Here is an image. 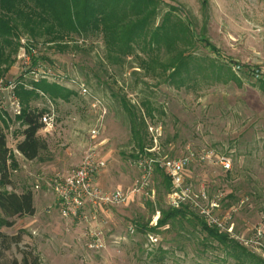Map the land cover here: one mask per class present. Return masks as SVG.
I'll list each match as a JSON object with an SVG mask.
<instances>
[{
  "label": "rangeland",
  "instance_id": "374dc122",
  "mask_svg": "<svg viewBox=\"0 0 264 264\" xmlns=\"http://www.w3.org/2000/svg\"><path fill=\"white\" fill-rule=\"evenodd\" d=\"M161 1L181 7L195 20L197 32L205 29V37L215 51L196 44L194 56L230 67L241 86L200 75L185 86L175 87L159 75L138 68L135 60L129 59L121 67L110 66L99 38L74 37L68 43H47L44 36L35 39L17 30L11 39L15 47L5 49L9 56L0 59V89L8 83L21 82L17 86L30 91L23 84L33 83L34 74L44 69L61 78L62 85L49 79L38 82L71 92L74 104L60 107L52 133H38L46 150L27 163L13 153L14 141L21 133L17 125L21 109L15 113L8 95L0 92V129H15L12 140L6 136L11 151L9 176L17 188L31 190L36 196L34 216L15 219L12 228L2 229L7 235L21 236L19 245L6 253L7 258L19 260L21 251H32L41 264H235L224 259L217 244L201 246L196 237L204 235L199 232L189 230L192 234L177 236L143 235L138 231L137 224L149 221V228L156 226L160 216L156 210L158 200L162 207L169 208L167 198L176 191L165 175L170 184L165 193L162 179L155 173L151 183L154 197H134L126 205L98 216L104 246L90 247L89 227L60 217L47 181L56 172H68L79 164L57 167V151L69 148L81 159L87 146L93 144L107 159L98 184L103 189L125 192L140 179L135 166L138 158L176 160L188 151L204 150L228 156L232 164L228 172L192 161L184 173L183 187L192 197L204 192L199 206L208 208L224 224L223 232L234 235L232 239L264 260V91L254 86L256 80L264 78V0H206L205 8L201 0ZM72 81L104 103L103 129L94 140L89 131L95 125L96 110ZM146 101L153 109L152 117L143 106ZM127 115L143 125L142 130L139 128L145 139L143 148H139L138 138L132 139ZM40 164L47 167L40 169ZM156 169L162 171L159 166ZM36 184L38 191L34 190ZM4 191L11 189L6 187ZM229 195L232 200L227 198ZM212 202H218L217 208H211ZM147 203L153 205L152 215ZM129 228H133V234ZM257 231H261V239ZM149 236L157 239L152 247ZM159 249L164 254L160 255Z\"/></svg>",
  "mask_w": 264,
  "mask_h": 264
},
{
  "label": "trees",
  "instance_id": "16d2710c",
  "mask_svg": "<svg viewBox=\"0 0 264 264\" xmlns=\"http://www.w3.org/2000/svg\"><path fill=\"white\" fill-rule=\"evenodd\" d=\"M201 3L205 8L206 0H201ZM195 25V20L181 7L161 0H0V59L5 57V49L15 47L11 39L17 30H23L35 39L44 36L47 43H68L74 37L99 38L110 66L121 67L129 59L135 60L138 68L159 75L175 87L185 86L194 76L200 75L213 77L222 84L241 86L240 78L230 67L194 56L196 44L215 51L205 37V29L197 32ZM64 46L68 48V45ZM31 84L52 100L59 98L68 102L73 95L44 81ZM254 86L264 91V78L256 80ZM15 94L21 104L18 120L25 126L23 140L16 145V150L25 160L33 161L46 150L45 142L38 137L42 113L32 111L29 106L39 96L35 91H26L22 87H18ZM121 103L123 107L126 105L122 99ZM143 106L147 115L152 117L150 104L146 101ZM127 117L132 139L138 138V146L143 148L145 139L140 136L142 123L137 124ZM9 156L5 136L0 129V264H41L32 251H21L19 260L6 256L12 247L19 245L21 236L7 235L2 229L12 228L15 219L32 217L36 213L31 190L21 193L4 191V188L12 187L7 165ZM155 174L161 177L165 193L169 192L170 184L164 172L155 169ZM227 198L232 200L233 196ZM146 205L152 215L155 211L153 205ZM156 206L160 216L155 227L149 228V221L136 225L143 235L174 233L180 236L181 233L192 234L189 231L192 230L193 234L199 232L204 235L203 238L196 237L201 246L208 248L213 243L217 244L225 260L230 259L235 264H264L263 259L232 239L234 235L209 227L204 217L190 205L164 208L158 200ZM159 254H164L161 249Z\"/></svg>",
  "mask_w": 264,
  "mask_h": 264
},
{
  "label": "built area",
  "instance_id": "2783aa9c",
  "mask_svg": "<svg viewBox=\"0 0 264 264\" xmlns=\"http://www.w3.org/2000/svg\"><path fill=\"white\" fill-rule=\"evenodd\" d=\"M40 79L54 80L57 84L62 85L61 78L54 77L48 70L40 69L34 74L32 80L33 83H37ZM72 83L77 86L81 96L91 100V108L96 110L95 125L89 131L91 140H94L103 129L104 117L106 115L104 103L102 100L92 97L83 85H78L75 81H72ZM19 84L22 83H8V85L0 89V92H5L8 95L9 106L15 113H19L21 109L20 102L15 94L17 85ZM23 87L27 90L35 91L46 100L48 109L40 117L39 123L41 124V128L38 133H52L57 119L54 104L50 100H47L43 93L35 90L30 83L23 84ZM17 125L19 126L20 124L18 123ZM14 131L15 129L13 127H10L7 131L2 130L5 139L6 136L11 139ZM154 147L149 149V151L155 149ZM194 160L201 164L215 165L224 172L230 171L232 167L231 160L228 156L219 154L213 150H204L201 152L188 151L186 156L176 160H167L158 157L153 159L138 158L135 161V166L141 176L133 187L127 192L121 189L107 190L98 184V178L106 168L107 159L100 154L98 147L89 144L78 166L68 172H56L48 179L47 185L54 197V205L60 217L64 220L74 221L89 227L88 230L91 240L89 246L93 248L99 249L104 246L103 233L98 226L99 222H101L98 216L106 215L107 211L111 208L126 205L134 197H142L147 200L154 197V190L151 188V183L154 178L156 166H159L165 173L176 190L173 195H169L167 198L169 208L177 209L182 204H188L193 210H196L204 217L209 227H215L223 231L226 229L224 224L218 221L217 217H214L208 208L204 209L199 206L203 198H205L204 192H201L199 195L193 194L194 196L192 197L187 187H183L184 173ZM9 163L7 161V165ZM34 190H40L38 184L34 186ZM210 206L211 208H217L218 202H212ZM93 224H95L94 227ZM129 233H134L133 228H129ZM256 235L258 239H261L263 236L261 231H257ZM148 238L150 247L157 243L156 238L152 236Z\"/></svg>",
  "mask_w": 264,
  "mask_h": 264
},
{
  "label": "crops",
  "instance_id": "0c3cea01",
  "mask_svg": "<svg viewBox=\"0 0 264 264\" xmlns=\"http://www.w3.org/2000/svg\"><path fill=\"white\" fill-rule=\"evenodd\" d=\"M51 102L55 105V109L57 110V115L58 116L60 114L59 110H60L61 106L66 107V106H72V104H74V101H70L69 100L68 102H66V101H63L62 99H59V98L55 99V100L51 99ZM29 106H30L32 111H34L36 113L40 112L42 114L45 113L47 111V109H48L47 108L48 105H47L46 100L41 98V97H38V99H36L34 101H31ZM17 123H19L20 126H21V133H20V135L17 136V140L14 141L15 144H14V147H13V153H15L17 156H19L25 162L31 163V162L35 161L36 159L33 160V161H27L16 150V145L23 140L22 132L25 129V126L21 123V121L18 120ZM73 140H74V138H73ZM9 155H11V151H9ZM75 156L76 155L74 154V151L72 149H69V148L63 149L61 151H57L56 155H55V159H56L57 163L55 165L57 167H60V168H67V167L71 166V164H73V162H78L79 163L80 162V157H75ZM104 157L106 158V156H104ZM8 161L10 162L9 159H8ZM46 167L47 166L45 164H40V169H45ZM10 180L12 182V187H8V188H10L11 191H13L15 193H21L23 191H26V190H23L22 188H20V189L17 188L16 183H14V181H13V179H11V177H10ZM35 197L36 196L33 194V201L35 200ZM34 207H35V201H34ZM35 211H36V208H35Z\"/></svg>",
  "mask_w": 264,
  "mask_h": 264
}]
</instances>
